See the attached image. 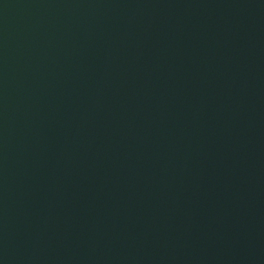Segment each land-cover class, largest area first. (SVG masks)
Instances as JSON below:
<instances>
[{"label": "water", "instance_id": "1", "mask_svg": "<svg viewBox=\"0 0 264 264\" xmlns=\"http://www.w3.org/2000/svg\"><path fill=\"white\" fill-rule=\"evenodd\" d=\"M0 264H264V0H0Z\"/></svg>", "mask_w": 264, "mask_h": 264}]
</instances>
